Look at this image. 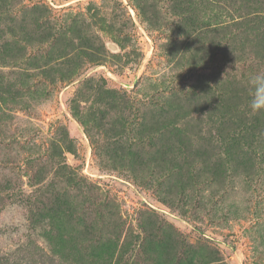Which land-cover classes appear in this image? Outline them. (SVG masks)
<instances>
[{
  "label": "rangeland",
  "instance_id": "1",
  "mask_svg": "<svg viewBox=\"0 0 264 264\" xmlns=\"http://www.w3.org/2000/svg\"><path fill=\"white\" fill-rule=\"evenodd\" d=\"M259 6L0 0V264H264Z\"/></svg>",
  "mask_w": 264,
  "mask_h": 264
},
{
  "label": "trees",
  "instance_id": "2",
  "mask_svg": "<svg viewBox=\"0 0 264 264\" xmlns=\"http://www.w3.org/2000/svg\"><path fill=\"white\" fill-rule=\"evenodd\" d=\"M244 2V1H242ZM242 3L239 4V7L235 8L236 10L240 9ZM250 6L243 3V9H248ZM262 9V10H260ZM264 7L259 6V8L251 7L250 12H247L243 18L244 20H233V24L236 27L242 26L246 27L241 33V38L243 42L240 43V47L243 50L245 45H249L252 49L251 51L259 58L264 59ZM248 11V10H247ZM248 15V16H247ZM239 41H241L239 39ZM254 49V50H253ZM236 83V81H233ZM233 88V89H232ZM253 88L250 86L244 85L242 82H239V85L233 86L226 96L223 97V104L225 110L220 112L226 119L232 120V114L235 113L241 105L245 106L246 102H249L254 97ZM217 108H214L216 110ZM238 115L234 119L237 120Z\"/></svg>",
  "mask_w": 264,
  "mask_h": 264
},
{
  "label": "clouds",
  "instance_id": "3",
  "mask_svg": "<svg viewBox=\"0 0 264 264\" xmlns=\"http://www.w3.org/2000/svg\"><path fill=\"white\" fill-rule=\"evenodd\" d=\"M256 81L264 82V74H260L254 78ZM252 107L254 109H259L264 107V87H261L257 90L253 100ZM195 115V114H194Z\"/></svg>",
  "mask_w": 264,
  "mask_h": 264
}]
</instances>
